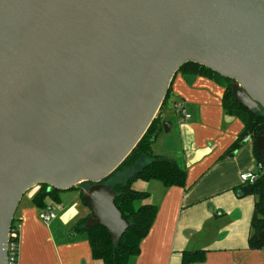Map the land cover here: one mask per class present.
I'll return each instance as SVG.
<instances>
[{
  "label": "water",
  "instance_id": "95a60500",
  "mask_svg": "<svg viewBox=\"0 0 264 264\" xmlns=\"http://www.w3.org/2000/svg\"><path fill=\"white\" fill-rule=\"evenodd\" d=\"M187 63L231 80L240 105L264 111V0H0V264L22 198L42 185L91 183L81 189L84 227L118 242L129 223L101 182ZM255 153L264 167V130Z\"/></svg>",
  "mask_w": 264,
  "mask_h": 264
},
{
  "label": "crops",
  "instance_id": "0c3cea01",
  "mask_svg": "<svg viewBox=\"0 0 264 264\" xmlns=\"http://www.w3.org/2000/svg\"><path fill=\"white\" fill-rule=\"evenodd\" d=\"M171 92L189 117L175 116L177 134L162 139L155 154L180 162L186 170V184L166 188L157 181L134 182L135 190L149 194L143 204L157 206V214L130 264H180L182 252L196 250L206 252L205 260L196 264H264V250L248 248L255 198L238 192L239 176L255 168L253 145L248 138L230 158L231 154L226 155L243 125L224 114V89L206 78L178 73ZM36 193L15 219L17 263L102 264L92 259L85 235L74 230L77 221L90 213L80 193H59L55 204L65 201V206L52 226L45 228L39 225L35 210L28 208L29 204L36 208L31 202ZM44 240L51 251L45 249Z\"/></svg>",
  "mask_w": 264,
  "mask_h": 264
},
{
  "label": "trees",
  "instance_id": "16d2710c",
  "mask_svg": "<svg viewBox=\"0 0 264 264\" xmlns=\"http://www.w3.org/2000/svg\"><path fill=\"white\" fill-rule=\"evenodd\" d=\"M178 73L206 78L224 89L222 95L224 114L238 119L243 125L241 133L238 135L237 140L229 147L226 155L237 151L244 142L245 136H248L252 141L255 162L259 163L255 153V137L260 131L264 130V111H250L240 105L234 99L231 92L233 82L220 77L203 66L187 63L179 69ZM170 92L171 85L157 116L153 119L141 140L118 168L101 182V184L109 187L116 193L114 205L120 212L122 219L129 223L128 229L118 242L114 244L105 228L84 227L90 213L86 217L79 219L74 226V230L85 235L90 246L92 259L100 261L102 264H130L139 255L140 244L147 236L155 220L157 206L143 204L149 194L144 191L135 190L133 188L134 182L157 181L166 188L185 187L187 177L185 168L180 167L173 159L156 155L152 150V144L156 136L162 131V114L165 111ZM142 161L144 162L142 163ZM263 178L264 172L253 185L241 184L238 189L240 196H252L255 198L253 215L250 222L251 232L248 238V248L252 250H264V245L258 241L259 233L264 230V210L262 207L264 200ZM82 184L85 188L92 185L91 183H81L80 185ZM81 189L82 187L78 186L70 190H77L80 193V198H82ZM59 193V191L54 189L48 191V187L42 185L32 197L31 202L38 210H41L50 202L58 203L57 197ZM205 255L206 252L202 250L184 251L181 254L180 264L202 263L205 260Z\"/></svg>",
  "mask_w": 264,
  "mask_h": 264
},
{
  "label": "built area",
  "instance_id": "2783aa9c",
  "mask_svg": "<svg viewBox=\"0 0 264 264\" xmlns=\"http://www.w3.org/2000/svg\"><path fill=\"white\" fill-rule=\"evenodd\" d=\"M174 113L175 115L182 120L188 119V115L185 112V109L181 103H174ZM264 167L260 163L255 164L253 171L244 172L239 176L241 184L253 185L258 178L263 174ZM39 220L45 225L48 226L52 221L56 219V214L54 212L53 206L48 203L43 209L38 212ZM14 222V221H13ZM9 232H8V241L6 246V264H18V231L19 227L15 223H12Z\"/></svg>",
  "mask_w": 264,
  "mask_h": 264
},
{
  "label": "rangeland",
  "instance_id": "374dc122",
  "mask_svg": "<svg viewBox=\"0 0 264 264\" xmlns=\"http://www.w3.org/2000/svg\"><path fill=\"white\" fill-rule=\"evenodd\" d=\"M175 99H174V96L172 95V92L169 93V96H168V100L166 102V107H165V111L164 113L162 114V125L164 122H169L170 124L172 123V129L169 130L168 132H164L163 129L160 133H158V137L157 139L155 138V141L154 143L152 144V150L154 151V153L158 154L159 153V149L161 148L160 145H161V142H162V139L166 138V137H173L177 134L178 132V128L176 127V115L174 113V103H175ZM157 116V115H156ZM144 161H142L143 163ZM141 163V164H142ZM179 166H181V163L179 162L178 163ZM120 175V174H118ZM121 178V177H120ZM80 187L82 188H85V186L82 184V185H79ZM78 187V186H77ZM86 189V188H85ZM39 190V187H36V188H33V189H30L29 191L26 192V194L24 195V197L22 198L21 202H20V206L18 207L17 211H16V214H15V218L18 217L17 214L18 212L20 211V207L21 206H25L29 203V197L34 194L36 191ZM62 193V192H60ZM50 204L53 206L54 208V212L55 214L58 216L61 214V209L62 207L65 206V201H61V203L59 204H55V203H52L50 202ZM30 210L33 208L36 212V218H37V221L39 223V225L43 228L44 227V224L39 220L38 218V211L36 208H34L31 204H29V207H28ZM55 221V220H54ZM52 221L49 225L52 226V223L54 222ZM16 221H14L15 223ZM48 225V226H49ZM73 235V232L70 233ZM65 235L67 236V233H65ZM43 245L45 246V249H48L51 251V247H50V243L46 240H44V243Z\"/></svg>",
  "mask_w": 264,
  "mask_h": 264
}]
</instances>
